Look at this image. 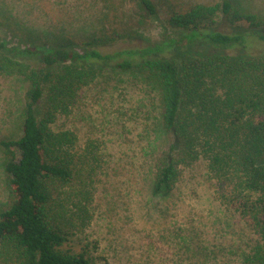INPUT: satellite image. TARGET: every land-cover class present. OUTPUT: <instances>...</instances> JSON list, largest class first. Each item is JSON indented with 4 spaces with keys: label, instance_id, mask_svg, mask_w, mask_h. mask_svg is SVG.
Segmentation results:
<instances>
[{
    "label": "trees",
    "instance_id": "obj_1",
    "mask_svg": "<svg viewBox=\"0 0 264 264\" xmlns=\"http://www.w3.org/2000/svg\"><path fill=\"white\" fill-rule=\"evenodd\" d=\"M166 1L167 24L178 35L144 45L100 50L137 36L156 13L152 0H102L98 31L76 42L82 50L42 48L41 68L8 55L0 39V75L20 76L25 95L13 133L0 137L8 190L0 210V264H93L66 245L69 219L60 196L78 172L71 151L76 136L53 126L95 81L99 63L139 73L156 90L165 143L151 152V195H171L182 168L203 159L216 198L255 236L240 264H264V52L251 53L243 42L247 35L264 42V12L231 0ZM126 2L129 20L119 13ZM190 45L209 50L186 51Z\"/></svg>",
    "mask_w": 264,
    "mask_h": 264
},
{
    "label": "rangeland",
    "instance_id": "obj_2",
    "mask_svg": "<svg viewBox=\"0 0 264 264\" xmlns=\"http://www.w3.org/2000/svg\"><path fill=\"white\" fill-rule=\"evenodd\" d=\"M152 1L156 13L137 27V36L100 50L177 36L167 24V1ZM170 1L189 5L219 0ZM231 1L242 10L264 12V0ZM102 10V0H0V39L8 55L41 68L42 48L82 50L76 42L98 31ZM119 13L129 20L130 3ZM219 29L234 31L224 24ZM243 38L251 53L264 52V42L253 35ZM208 50L197 45L186 49ZM97 66L95 81L53 126L76 136L71 151L78 172L60 196L69 219L66 245L84 251L93 264H240L255 236L216 198L203 159L182 168L171 195H151V152L165 143L156 90L139 73ZM23 83L18 75H0V137L13 133V121L25 101ZM1 160L0 154V210L8 195Z\"/></svg>",
    "mask_w": 264,
    "mask_h": 264
}]
</instances>
